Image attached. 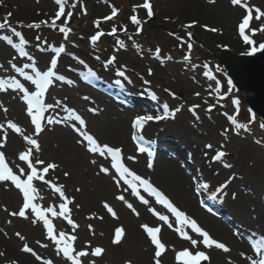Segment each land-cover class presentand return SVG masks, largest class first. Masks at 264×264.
I'll use <instances>...</instances> for the list:
<instances>
[{
  "label": "rangeland",
  "instance_id": "374dc122",
  "mask_svg": "<svg viewBox=\"0 0 264 264\" xmlns=\"http://www.w3.org/2000/svg\"><path fill=\"white\" fill-rule=\"evenodd\" d=\"M144 2L145 0H68L69 6L66 7V12L72 11L73 15L67 24V27L72 29L67 40L64 39L63 33H60L58 28L53 29L42 25V27L37 30L27 27L28 24L38 23L43 20H48L50 22L55 12L58 10V5L55 4V0H0V22H3L4 17L11 13L9 22L18 31H21L22 35L29 42L26 46V50L34 57L35 62H38L36 66L40 67L41 71H46L47 67L50 65V60L54 55L52 50L64 46L66 51L70 54L79 52L80 55H83L85 57L84 59L88 60L87 63L84 62V65L88 64V68L97 75L101 77L106 76L110 81L113 80L114 82L111 84L114 91L126 93L132 97H137L136 94L140 93V91H142L144 95L149 94L150 98L154 95L155 99L153 100L157 101V105H147L150 106V110L154 109L159 112L157 116L165 115L163 106L167 104L169 118L157 122L155 120L150 121L145 125L142 131L138 132L137 129L133 127L132 120L139 116L138 106L141 103L133 100L131 102L132 105H130L129 103H125L122 99L113 96H105L103 93L94 91V95L96 96L95 99H100L114 114L129 118L128 126L133 129V133L130 135L131 139H133V136L152 138L155 135H160L161 138L164 139V146L167 143H173V145H166L168 153H164L165 156L167 158L170 157V160L175 162L178 160L179 162H177V164L179 166H181V161L185 163L186 167L183 169L181 168L182 173L188 175V172L194 179L200 180V183L196 185L198 187L206 184L208 186L209 184L212 185L210 189L214 191L222 183L230 182L229 187L232 189L235 184L240 182L243 186L248 188L247 194L251 197V201L255 205L253 209L258 207L264 218V130L259 127L262 122L255 118V122L249 123L251 115L245 101L252 95L248 93H238L232 83L229 85V79L225 71L214 57L218 56L222 50H229L234 54H236L237 51L248 53L251 47H258L259 44L264 43V31H260V29L264 27V17L260 20H256L255 12H253V20L250 22L248 28H246L245 35H248L254 43L253 45H248L244 42L243 37L239 33V24L247 14L246 8L242 6H233L231 0H215L214 3H210L209 0H152L156 18L152 20L149 25H146V23L151 17L147 15V10L142 7H135L137 5H142ZM73 3L76 4L75 8L70 7ZM241 4L247 5V7L253 9L259 8L261 11H264V0H241ZM113 7L117 9V15L111 20H105L104 17L111 15ZM134 8L135 11H133ZM132 15L137 16L138 20L141 22L139 25L131 22L130 17ZM96 21H100L99 27L96 26ZM63 22L64 17H61V19L57 21V24L63 26ZM189 24H193L194 26L187 28L186 26ZM20 25H23V27ZM113 27L117 29L116 35H108ZM138 28L140 29L139 34H137ZM208 29H216L217 31L213 32ZM253 29L256 30L255 35L252 34ZM99 31H102L104 35L101 36L96 44H93L90 38ZM168 31L172 32L173 35L167 33ZM189 32H191L196 40L205 43L204 45L210 49L212 53H209L203 44L197 42L192 43L191 40L189 41ZM4 34L10 35L11 33L0 32V35ZM119 35L125 38H134L135 55L132 51H130L129 54L125 52L127 51V46L131 44V42L128 41L120 46L118 54L115 52L114 48L116 44L111 47L109 42L108 47H99V43L103 39H105V41H108V38L113 40L114 37ZM37 36L40 37V40L36 39ZM13 39L14 42H18L17 38L13 37ZM189 42L192 44L190 52L187 47ZM41 48L45 50L41 51ZM3 49L4 55L6 56L4 59L10 60L13 56L12 53L8 52L11 47L5 45ZM157 49L160 50L159 57L163 59V63H161V59L157 58ZM98 50L100 52L102 51V54H94V52ZM141 52L144 54V58H139L138 55ZM185 55H189L190 60L185 61ZM96 57H99V60H97ZM112 57L116 58L115 63L105 68V63ZM22 63L23 62L20 63V67H23ZM27 63L32 62L27 60ZM84 65L80 63L79 59H73L69 55H65L58 68L62 75L65 77L69 76L70 80L77 83L76 86L79 89L71 85V92L73 91L77 94L79 98L78 102H80L81 105L84 103L83 97L88 96V93H86L87 90L91 89L82 85L81 87L84 89L82 91L79 86L80 80L87 79L88 77L87 74L80 75L75 71L78 69L81 70L82 68L84 69ZM149 69H151L152 75H149ZM117 70H124L127 79L117 76ZM84 71L85 70H83V73ZM205 72L209 73L215 79H209V77L204 74ZM114 78L122 80L125 86L122 85L123 87L117 89L115 86L116 80ZM137 86L140 88L138 91L135 90ZM230 88L231 91H229ZM197 93H199V95H196ZM147 96L148 95H146V97ZM238 97L241 99L237 108V105H235L233 101L237 100L236 98ZM91 100L94 101L92 98ZM86 104L88 105V103ZM197 105L198 107H195L194 112L189 110ZM209 107L212 108L211 112L206 110ZM177 108L180 109L179 112H175ZM84 110H86V105H84ZM173 112H175L174 117L171 115ZM230 117H235L238 123L247 125L250 131L237 129L232 125ZM96 121L103 122L101 119ZM114 123H110V125H114ZM170 127L179 128L182 132L180 137L165 135L164 133ZM225 129H228L227 133H225ZM106 133H100L101 137L98 138V141L101 144L119 147L123 138L125 141L128 140V134L120 138L113 132L109 134ZM180 138L187 139L189 145L197 146L201 153H206L207 150H213L215 152L223 151L226 153L220 161L214 163L218 171L217 176H215V172H213L211 176L202 172L205 162L189 158V156H191L189 152L192 153V150L186 147L185 144L183 145ZM257 141H259V143ZM207 145H211L212 147L208 148L206 147ZM221 145H223V147H221ZM132 148L135 155L137 148L133 145ZM57 150L58 146L51 143L50 151H46L44 154L45 157L43 155V159L46 163H55L58 165L55 170L49 171L45 179H50L52 182L59 185L63 177H65L64 173L68 171L62 169L57 163L55 155ZM172 150L176 151L179 156L170 155L169 152ZM40 154L42 157V153ZM88 155L93 157L89 153ZM21 164L22 167H24L23 162H21ZM225 165H230V167H226ZM9 166L12 167L10 164ZM229 175L232 177L231 180L228 178ZM145 178L149 179L154 186L163 191L168 198L170 197V194L164 191L160 184H157L154 179L148 176H145ZM41 185L43 191L45 190L44 194L46 197L42 206H55L59 203L57 194H53L51 188L47 185L43 183ZM65 190L70 191L67 186ZM10 192H14L17 196L16 211H18L20 204L22 205V194L11 185H9L7 189L3 185H0V206L5 208L10 205L9 202H7L6 205L4 198L6 195L4 193ZM71 192H73L72 189ZM112 197L113 196L110 194V200L113 199ZM81 200L83 202V200H86V197H82ZM110 200L94 201V203L89 202L88 208L86 207L87 209L82 203L79 206L76 204V207L72 210L73 216L78 220L76 215H79V212L81 213V216L79 215L81 220H78L77 223L79 224L78 232L82 231L86 224H91L94 227L93 222H96L95 220L100 223H104L107 220L112 222L116 221L113 223L109 222L110 225L107 223L105 230L99 231L109 244V249L106 247V255L103 264H127L133 260L125 241L129 230L123 225L121 221L122 216L119 211L116 210V207L110 203ZM105 202L113 208L118 218H113L111 214L107 215L103 207ZM193 203L194 215L198 218L199 214L197 212H199V209L196 207L194 199ZM240 203L239 199L234 202L232 201L231 191L228 190L226 207L229 206L228 212L231 213L234 224L239 227L242 226L241 223H239L241 212ZM77 209H79V212ZM73 216L71 215V217ZM87 216H102L103 220L101 221V219L96 218L91 220L86 219ZM17 219L18 222H22L21 227L17 225L19 229L18 232L24 235V231L21 232V229L24 228L25 231L29 229L30 221L18 217ZM55 220L59 221V218H55ZM119 220L120 222L118 224ZM117 227H123L125 229V236L120 245H114L111 242ZM36 228V231L33 233L34 238L29 237L28 234L25 235L28 240L20 241L19 246L27 243L30 247L33 246L43 259L52 260L53 264H62L63 261L56 260V257H53V253H50V247L46 248L50 253L49 256L45 255L47 254L45 251H42L37 241L45 243V234L39 222H37ZM230 228L233 229V227ZM97 231L94 232L95 236L100 235ZM89 234L92 233L89 232ZM158 236L166 248V252L162 254L161 259L168 256L172 259L175 258V252L172 255L168 254V248L166 247L168 238L161 232ZM86 242L92 243L91 240L87 241L83 238L81 240V245H84ZM33 243L37 244V249ZM46 243L48 242L46 241ZM92 245L97 247L96 243ZM49 246L51 245L49 244ZM153 249L154 246H152L151 253ZM202 264H204V261H202Z\"/></svg>",
  "mask_w": 264,
  "mask_h": 264
},
{
  "label": "snow or ice",
  "instance_id": "6c2138e0",
  "mask_svg": "<svg viewBox=\"0 0 264 264\" xmlns=\"http://www.w3.org/2000/svg\"><path fill=\"white\" fill-rule=\"evenodd\" d=\"M210 3H214L215 0H209ZM55 4L58 5V10L55 12L54 17L49 22L48 20H43L38 23L28 24L27 27L30 29H40L42 25L56 29L58 28L60 33H63L64 39L67 40L69 33L72 31L71 28L67 27L68 21L71 19L73 12L67 11L66 7H68V0H55ZM231 4L233 6H242L246 8L247 14L243 17L242 22L239 24V33L243 37V40L248 45H253L254 41L249 38L248 35H245V30L248 28L250 22L253 20V12H255V19L260 20L264 17V11H261L259 8H250L247 5H242L241 0H231ZM71 8H75L76 4L73 3L70 6ZM135 7H142L147 10V15L151 17L153 15V6L149 2V0H145L142 5H137ZM135 11V8L133 9ZM86 14V11H85ZM117 15V9L115 7L112 8V12L110 16L104 17L105 20H111L113 17ZM4 17L3 22H0V32L11 33L0 35V41L6 42L8 46L15 50V52L19 55V57H26L27 60L32 63H24L23 67H18L15 61L17 59V55H13L10 60L7 61L9 68H5L4 64H0V70L7 73L9 69L14 70L19 76L24 78V82H21L20 79L15 76L9 77H0V92H11L16 93L18 98L23 101L26 105V115L30 117L31 125L33 126V134L25 135L24 130L18 126L17 123L12 120H7L6 124L0 123V149H3L7 143L8 139V130L11 132L18 134L23 137V140L26 143V148L23 151L18 153V160L23 162L24 167L20 165H16V170L14 171L13 167L9 166V163L6 161L5 153L0 151V185H3L6 189L9 185L14 186L15 189L22 194V206L18 211L9 212L5 207L4 211L8 212L10 217H18L23 220H29L31 224L36 225L37 222H42L43 229L45 230V240L49 241L51 245L55 246V254L57 256L62 257L65 261V264H85L87 260V264H96V260L87 259L89 257H101L105 252V249L102 247H92L90 242H86L83 248H77L76 242L78 240V236L75 234L79 228V224H77L71 217L72 209L69 205L74 203V198H70L66 196L63 185H57L52 182L50 179H45V177L49 174L50 170H55L58 165L55 163H46L43 159H40L39 154L41 153V145L38 138L41 134L48 128L53 125H67L72 128V130L77 134L79 139L77 140V144L80 145L84 150L91 154L93 157L103 158L105 161H108V166L104 164L99 165V171L97 175H111L115 184L118 188L122 189L121 194L117 195L115 198L119 201H122L124 205L127 206L135 215L139 216V213L133 207V204L128 201V199L123 194L124 192H128L130 190V195L136 197L142 204L149 205L150 200L145 198L143 193H146L148 197L154 198L156 204L162 205L172 216L175 218V224L177 227L174 229L176 232L184 240H189L191 245L195 247L198 244L196 239H193L186 229H190L192 233L197 234L199 237H202V241L200 243L203 244L205 249H218L223 250V252L228 253L230 249L222 242H218L213 239L209 233L203 230L198 223L188 217L182 210H180L174 203L166 196V194L159 190L153 183L147 179L137 174L135 171L130 169L125 163V157L123 156V150L119 147H113L109 144H101L92 134H89L86 130V121L82 118L80 114L73 108L68 107L65 104H62L60 100H56L54 103H46V94L49 92V89L54 85L55 81L64 82L66 80L64 75H58L56 72L58 60L56 58H52L50 61V67L46 71H41L37 68L34 57L29 54L26 50V46L28 45V41L22 35L21 31H18L15 27L11 25L9 22V17ZM64 17L63 26L58 25L57 21ZM130 20L133 24L139 25L141 22L138 20L136 15H132ZM96 26L99 27L100 21H96ZM23 27V25H20ZM193 24H189L186 27L191 28ZM207 27V26H205ZM209 31H217L216 29H208ZM117 29L113 27L112 31L108 33V35H114ZM126 31V29H125ZM140 29H137V34H139ZM260 31H264V27L260 29ZM256 30H252V34L255 35ZM104 33L102 31L97 32L90 39L93 44L103 36ZM191 32L188 33V40H191ZM18 38V42H14V39ZM37 40H40V37H36ZM118 43H122L119 42ZM189 52L192 49V44L189 42L187 44ZM41 51L45 49L41 48ZM57 55L64 53V46H60L59 48H54L52 50ZM159 49L156 50L157 58L161 59V63H163V59L159 57ZM258 51H264V43L259 44L258 47H251V50L247 53V55H255ZM99 60V57H96ZM115 57L109 59L104 67L107 68L108 65L115 63ZM170 59V57H169ZM185 61L190 60L189 55H185ZM81 64H84V61H80ZM85 67H87L85 65ZM25 69H30V72H26ZM209 79H215L209 73H204ZM96 73L91 69L87 71V77L95 78ZM116 75L122 78L127 79L124 70H117ZM149 75H152L151 69H149ZM86 77V78H87ZM130 82V81H129ZM67 84L72 85L74 82L72 80H67ZM147 83V81H146ZM229 85H231V80L228 81ZM117 85H121V81L116 80ZM218 87V82H217ZM231 91V88L229 89ZM196 95H199L197 93ZM155 99V96L152 97ZM84 100H89L90 97L84 96ZM237 108L239 106V101H233ZM165 115L153 117L151 115H141L138 116L134 123L133 127L137 129L138 132L142 131L145 125L150 121H161L165 120L168 117V105L164 106ZM195 107L189 109L190 111L195 110ZM0 109L6 114L8 109L0 103ZM211 112L212 108L209 107L206 109ZM62 111L65 115L60 116L59 112ZM89 111L95 113V108H90ZM180 109L177 108L175 112H179ZM175 112L171 115L174 117ZM55 113V114H53ZM59 117V118H57ZM232 125H234L237 129H242L244 131H250V128L247 125L240 124L237 122L235 117H230ZM72 122V123H69ZM255 122V115H252L249 123ZM259 127L264 130V123H261ZM228 129H225V133H227ZM143 139V137L133 136V139ZM259 143V141H257ZM206 147L211 148V145H207ZM223 147V145H221ZM140 153L145 152L143 147L138 149ZM151 155V153H149ZM226 155L225 152L219 151L216 153L214 159L220 161ZM136 157L129 156L127 160L135 161ZM93 165L97 164L96 159H91L90 161ZM152 163L148 164L149 168H152ZM226 167H230V165H225ZM70 174L68 172L64 173V176L67 177ZM39 181L44 185H47L51 188L53 194H58L59 203L55 206L49 205L47 207L41 206L37 203V200H43L44 197L39 195V190L34 182ZM207 188V185L203 186ZM223 187H227L225 184ZM79 191V189H77ZM215 198V197H213ZM103 207L107 210L108 213L111 214L113 218H118L115 211L107 202L103 204ZM148 211L152 212L153 215L158 216L160 221H163L168 225L169 228H172V224L169 223V217L166 215H160L153 208L149 207ZM34 217V218H33ZM59 218L63 221L67 222V225L71 227V231L66 230H58L57 227L53 223V219ZM103 219V217H89V219ZM9 224L12 223L11 220L8 221ZM148 238H150L151 244L154 246V264H161V256L165 253L166 248L165 245L161 242L158 234L160 233V227H149L147 225H141ZM89 231L95 235L93 231V226L91 224L88 225ZM0 232H3L5 236H7V232L4 229L0 228ZM15 235L19 238L20 241H25V237L21 235L20 232H16ZM125 236V229L123 227H117L114 231L112 244L120 245L123 238ZM37 244L41 248H48L49 243H42L37 241ZM250 249L253 251L254 256L246 257L250 261V264H264V234L261 235V238L255 240L253 244H251ZM20 251L26 254H30L35 258L36 261H41V264H53L52 260L43 259L32 247H30L27 243H24L20 248ZM5 253L0 251V256H4ZM244 253H241V256L244 257ZM178 264H202V261H209L210 257L206 254L205 251H196L193 254L191 251L185 249L183 251H179L175 256ZM12 264H17L16 261H13ZM231 264V261L229 262Z\"/></svg>",
  "mask_w": 264,
  "mask_h": 264
},
{
  "label": "bare ground",
  "instance_id": "6f19581e",
  "mask_svg": "<svg viewBox=\"0 0 264 264\" xmlns=\"http://www.w3.org/2000/svg\"><path fill=\"white\" fill-rule=\"evenodd\" d=\"M7 45L6 42L0 41V64H4L5 68H9L7 64L8 60H5L6 57L4 55V46ZM15 55V51L12 48L8 51ZM16 63V60L13 61ZM29 70V69H26ZM15 76L16 78H20V76L14 72V70L9 69V72L5 73L3 70H0V77H9ZM56 87L59 88L56 93V98L54 97V102L56 100H60L62 104L67 105L70 108L75 109L78 113H82V109L80 108L81 103L76 100L74 96L70 95V91L65 87H60V85L56 84ZM52 90V89H51ZM103 91V90H102ZM91 96V93H89ZM88 95V96H89ZM89 96V97H90ZM91 98V97H90ZM0 103L3 104L4 107L8 109V112L5 114L2 109H0V123L6 124L7 120H12L17 123L24 130L25 135L33 134V126L30 122V117L26 115V105L20 100L16 93L8 92L1 93L0 92ZM87 102L82 104L87 105ZM96 107L98 110L99 116H95L92 112L83 113V116L87 119L86 130L89 134H92L97 140L101 137L100 133L102 132L109 134L113 132L115 135L123 138V135L128 136V140L122 139L119 148L123 150V156L125 157L126 165L135 171L137 174L141 176H148L151 179H154L157 184H160L162 189L170 194V200L177 206L180 210H182L188 217L194 219L198 225L205 231L209 233V235L218 242L224 243L229 249L230 252L225 253L223 250L218 249H205L203 244L200 243L202 241V237H199L197 234L192 233L190 229H186L188 234L198 241V244L193 247L189 240L185 241L178 232L174 229L177 227L175 224V218L171 217L167 211L164 209L162 205L156 204L153 198L147 196L146 193L142 192V195L145 198L150 200L149 205L142 204L136 197L130 195V190L128 192H124L123 194L128 199L130 203L133 204V207L139 213V216L135 215L130 209L127 208L126 205L122 201L117 200L115 197L121 194L122 189L118 188L112 179L111 175L99 174V165L104 164L108 166V161H105L103 158L99 157H91L88 153L77 144V140L79 137L72 130L70 126L64 125H53L46 128V130L41 134L38 138L41 145V154H39L40 159L45 157L46 151H50V144L54 143L55 146H58V150L55 153L57 158V163L59 166L68 171L70 174L67 177H63L60 185L64 186V191L66 196L70 198H74V203L69 205V207L73 210L82 203L85 208H88L89 202L94 203V201L99 202L100 200H110V194L113 196L110 200V203L116 207V210L119 211L122 216L121 221L123 225L128 228L129 233L126 236L125 241L126 245H128V251L131 253V257L133 260L127 264H154V249L151 253L152 244L150 238H148L147 234L141 227V225H147L149 227H160L161 233L165 237H167L166 247L168 248V254L172 255L175 252L183 251L185 249L191 251L195 254L196 251H205L206 254L209 255L210 260L204 261V264H250V261L246 259V257L254 256L253 251L250 249V245L261 238V235L264 234V218L260 212L258 207L254 208V203L251 201V197L247 194L248 188L243 186L240 182L235 184L234 187H228V190L231 191L232 201L240 200L241 212H240V222L244 227H239L240 232L244 233L240 238L234 236L229 231H227L223 226L207 217L199 208V212H197L198 218L195 217L194 212V203L196 205V201L194 196L191 195V183L188 180V177H185L181 171L180 166L174 162L166 159L164 157H159L157 160L156 166L149 170L145 167L146 159L144 157H140L133 154L132 149V140L130 139L131 129L128 126V118L126 116H119L112 112V110L102 102L94 101V103H88V109ZM55 114V113H53ZM59 115H65L62 111L59 112ZM59 118V117H57ZM101 119L103 122L96 121ZM115 122V123H114ZM110 123H114V125H110ZM111 126V127H109ZM167 136H176L180 137L182 134L181 130L177 127H170L164 133ZM0 135H3L0 133ZM153 141L159 143L162 138L160 135H156L152 138ZM183 145L185 144L190 150H192L191 159H198L201 162H205L203 165V171L206 175L211 176L213 172H215V176H217V169L215 168L214 163L217 160L214 159L217 152L213 150H208L206 153H201L198 150L197 146L189 145V142L185 138H180ZM26 143L23 140V137L11 132L8 130V139L5 147L0 149L5 153L6 161L16 170V165H20L22 167L21 161L18 160V153L20 151L25 150ZM44 155V157H43ZM134 156L136 157L135 161L127 160V157ZM91 159H96L97 164L93 165L90 161ZM44 160V159H43ZM197 160V161H198ZM230 177V176H228ZM36 186L39 190V195L43 196V200H37L36 202L40 205L45 201V194L42 189V182L36 181ZM68 187L70 191H66L65 187ZM226 187V188H227ZM230 188V189H229ZM71 189L73 192H71ZM79 189V191H77ZM226 190V189H225ZM191 191V192H190ZM245 191V192H244ZM5 202L10 203V205L6 206L8 211H16V200L17 196L14 192L4 193ZM86 197V200H81V198ZM215 197V198H213ZM208 198L210 205L214 208L216 206H220V212L222 214V219L227 223L228 218L232 219V215L229 210V206L226 207V203L224 199H220L219 195ZM10 198V201H9ZM8 200V201H7ZM231 206V205H230ZM153 208L160 215H166L169 217V223L173 226L169 228L167 224L158 219V216L153 215L152 212L148 211V208ZM197 207V206H196ZM86 208V209H87ZM215 209V208H214ZM79 212V209H77ZM107 215L110 213L104 208ZM217 211V209H215ZM98 214V213H97ZM130 214V215H129ZM202 214V215H201ZM81 216V213L79 212ZM77 214L76 217L78 220H81ZM90 216H87L86 219H89ZM102 217V216H101ZM72 219L78 223V220L75 216ZM93 219V218H92ZM95 219V218H94ZM11 220L12 223L9 224L8 221ZM91 220V219H90ZM103 220V219H102ZM101 220V221H102ZM233 220V219H232ZM93 222V231H104L107 223L110 225L112 221L107 220L104 223H100L95 220ZM110 222V223H109ZM116 222V221H113ZM112 222V223H113ZM120 220L118 221L119 224ZM22 222H18L17 217H10L8 212L4 211V208L0 206V228L4 229L7 232V236L0 232V251L4 252V256H0V264H12L13 261H16L17 264H40L35 261L34 257L30 254H26L20 251L22 245L19 246L20 240L15 235L16 232L19 231L17 225L21 227ZM88 225H84L82 231L78 232V240L76 245H81V240L84 238L85 240H91V244H97V246L105 249V252L101 257H89L90 259L96 260V264H103V260L106 255V247L109 246L106 239L103 238L102 233L99 236H95L93 234H89ZM64 230L68 231L66 225L64 224ZM97 228V229H96ZM242 228V229H241ZM36 225L31 224L29 229L24 230L21 229V232L24 231L25 241L28 240L27 235L31 238H34L33 233L36 231ZM139 232H137V231ZM160 234V233H159ZM30 241V240H29ZM33 245L38 248L36 243ZM19 246V248H18ZM82 248L84 245H81ZM35 250V248L32 246ZM109 249V247H108ZM38 252L37 250H35ZM42 251L46 252L47 256L50 255V252L46 248H42ZM166 252V251H165ZM241 253H244V257L241 256ZM87 258V259H89ZM166 259V260H165ZM161 264H178L175 258H171L170 256L165 258H160ZM175 260V261H174ZM87 264V260H86Z\"/></svg>",
  "mask_w": 264,
  "mask_h": 264
},
{
  "label": "water",
  "instance_id": "95a60500",
  "mask_svg": "<svg viewBox=\"0 0 264 264\" xmlns=\"http://www.w3.org/2000/svg\"><path fill=\"white\" fill-rule=\"evenodd\" d=\"M216 59L238 91L252 94V97L246 99V103L264 120V51L243 56L223 51Z\"/></svg>",
  "mask_w": 264,
  "mask_h": 264
},
{
  "label": "trees",
  "instance_id": "16d2710c",
  "mask_svg": "<svg viewBox=\"0 0 264 264\" xmlns=\"http://www.w3.org/2000/svg\"><path fill=\"white\" fill-rule=\"evenodd\" d=\"M236 53H238V54H242V53H244L243 51H237Z\"/></svg>",
  "mask_w": 264,
  "mask_h": 264
}]
</instances>
